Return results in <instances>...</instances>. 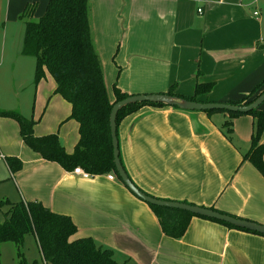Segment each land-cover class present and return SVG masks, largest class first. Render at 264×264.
<instances>
[{
	"label": "crops",
	"instance_id": "obj_1",
	"mask_svg": "<svg viewBox=\"0 0 264 264\" xmlns=\"http://www.w3.org/2000/svg\"><path fill=\"white\" fill-rule=\"evenodd\" d=\"M252 1L90 0L91 35L109 98L114 100V82L128 95L164 93L173 84L176 93L190 96L196 83L205 82H213L210 101L228 102L248 94L264 81V17L257 10L249 14ZM26 3L32 2L6 0L2 23L16 18ZM198 6L203 7L201 13ZM49 77L46 74L36 87L32 82V110L24 117H34L45 95V90L40 95L39 86ZM51 81L52 90L46 92L55 95ZM12 95L17 98L19 92ZM68 108L60 124L69 125L73 133L67 136L62 128L48 133L57 132L71 152L78 132L77 123L66 120ZM44 110L33 119L39 122ZM210 117L204 111L148 105L126 115L117 125L126 172L148 195L214 206L264 223V177L242 159L250 138L245 147L235 149ZM248 117L252 120L250 115L237 117L235 127ZM37 122L33 130L40 136L45 131ZM25 148L9 151L24 163L22 200H36L69 215L77 227L74 237H91L112 250L119 262L264 264V236L194 216L182 237H168L148 204L114 172L84 178ZM5 156L0 151V159Z\"/></svg>",
	"mask_w": 264,
	"mask_h": 264
},
{
	"label": "trees",
	"instance_id": "obj_2",
	"mask_svg": "<svg viewBox=\"0 0 264 264\" xmlns=\"http://www.w3.org/2000/svg\"><path fill=\"white\" fill-rule=\"evenodd\" d=\"M89 1L48 0L43 14L37 20H32L36 3H26L18 15L24 25L21 54L31 56L35 60L32 81L34 87L48 74L55 84L54 93L59 94L70 105V113L66 120L73 119L77 123L78 132L73 150L71 152L65 150L57 132L35 135L33 128L37 120L24 117L15 109H0V116L12 118L17 122L23 143L42 159L55 162L65 170L79 166L93 175L114 172L120 179L113 163L109 114L113 103L128 94L121 91L114 82L112 86L114 100L109 98L101 60L92 40ZM212 87L213 82L196 83L193 93L186 96L176 93L172 84L164 93L208 102L210 100L207 99V95ZM263 89L264 81L248 94L227 103L248 104ZM145 105L165 106L146 102L130 104L118 111L117 125L123 117ZM261 105L246 113L220 109L204 112L207 115L214 112L228 115L224 123L225 131L222 130L227 138H230L235 118L242 115L252 117L250 147L242 159L248 161L264 177V142H261L264 132V108ZM4 161L11 174L20 171L21 161L18 158L5 156ZM3 203L8 205V209L4 213V220L0 222V242H14L18 254L24 236L32 233L45 264H126L117 261L112 250L97 244L91 237H74L77 227L67 214L55 212L36 200L0 201V209ZM148 206L156 216L162 233L171 238L182 237L190 220L195 216L180 209L152 204ZM210 207L225 212L214 206ZM209 220L227 228L261 235L221 221Z\"/></svg>",
	"mask_w": 264,
	"mask_h": 264
},
{
	"label": "rangeland",
	"instance_id": "obj_3",
	"mask_svg": "<svg viewBox=\"0 0 264 264\" xmlns=\"http://www.w3.org/2000/svg\"><path fill=\"white\" fill-rule=\"evenodd\" d=\"M27 1L36 2L37 7L32 20H37L43 14L48 0ZM252 2L249 14L252 15L253 11L257 10V12H260V17H264V0H253ZM5 4L6 0H0V109H15L26 116L27 114L30 115L32 110L30 96L33 91L32 77L35 60L31 56L21 54L24 27L22 20L16 16V18L14 17V19L6 21L5 25L2 23L4 21ZM51 84H53L51 78L49 81H42L40 84V95L41 90H45V95L39 101V105H36V108L33 110V118L36 119L45 107L41 120L37 122L38 129L48 133L52 128L59 131L62 128V131L69 136L73 133V130L69 129V125L60 124L62 120L60 118L61 115L68 112V104L59 95H53L52 91L46 92L47 90H52ZM109 87H111V84ZM14 90L19 92L18 99L12 95ZM50 94L52 96H49ZM261 107L264 108V102ZM210 119L232 147L235 149L245 147L248 139L251 137L253 119L250 120L249 118L247 122H242L240 126L235 127L237 123H235V120H237L235 118L230 138H227L222 132V130L225 131L224 123L228 119L226 113L214 112L211 114ZM241 140L244 141L242 142ZM22 147L25 148L19 135L17 122L12 118L0 116V151L8 156H14L21 161L20 171L13 176L9 173L5 161L0 159V201H23L21 194V189L23 188H21L22 182L20 181V176L24 174V163L20 156L9 152L18 151ZM26 148L25 150H28ZM254 194L257 195L255 192ZM7 209L8 205L3 203L0 209V222L4 220V213ZM17 249V245L12 241L0 242V264H44L36 239L32 233L24 236L22 246L20 247V254H18Z\"/></svg>",
	"mask_w": 264,
	"mask_h": 264
},
{
	"label": "water",
	"instance_id": "obj_4",
	"mask_svg": "<svg viewBox=\"0 0 264 264\" xmlns=\"http://www.w3.org/2000/svg\"><path fill=\"white\" fill-rule=\"evenodd\" d=\"M159 103L165 106L177 107L180 110L185 111H205L211 109H220L225 111L243 112L246 113L254 108L259 107L264 102V89L262 92L248 104H232L227 102H215V101H196L186 98L178 97L176 95H170L167 93H143V94H131L125 98L117 100L113 103L109 114V128L110 138L112 145L113 163L117 174L123 184L132 192L136 197L141 199L147 204H152L159 207H168L174 209H180L189 212L195 216L214 219L224 222L233 227L255 232L264 235V223L253 221L247 218L237 217L225 212H220L216 209L207 206H201L196 204H189L180 201L165 200L146 194L140 190L129 177L126 172L120 158L119 144L117 138V123L116 116L120 109L135 103Z\"/></svg>",
	"mask_w": 264,
	"mask_h": 264
},
{
	"label": "built area",
	"instance_id": "obj_5",
	"mask_svg": "<svg viewBox=\"0 0 264 264\" xmlns=\"http://www.w3.org/2000/svg\"><path fill=\"white\" fill-rule=\"evenodd\" d=\"M198 1H201V0H198ZM202 11H203V7H202V6H198V7H197V12H198V13H201ZM72 173L77 174V175H80L81 177H84V178H88V177L91 176L90 173L84 171V170H83L81 167H79V166L74 167V168L72 169ZM107 178H109V179H113L114 177H113V175H107ZM44 264H45V263H44Z\"/></svg>",
	"mask_w": 264,
	"mask_h": 264
}]
</instances>
